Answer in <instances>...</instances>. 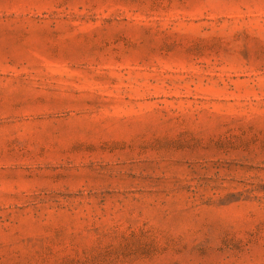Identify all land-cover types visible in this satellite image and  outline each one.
I'll list each match as a JSON object with an SVG mask.
<instances>
[{"label":"rangeland","instance_id":"1","mask_svg":"<svg viewBox=\"0 0 264 264\" xmlns=\"http://www.w3.org/2000/svg\"><path fill=\"white\" fill-rule=\"evenodd\" d=\"M0 264H264V0H0Z\"/></svg>","mask_w":264,"mask_h":264}]
</instances>
